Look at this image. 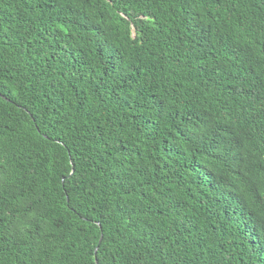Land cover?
Instances as JSON below:
<instances>
[{
	"label": "trees",
	"instance_id": "16d2710c",
	"mask_svg": "<svg viewBox=\"0 0 264 264\" xmlns=\"http://www.w3.org/2000/svg\"><path fill=\"white\" fill-rule=\"evenodd\" d=\"M0 264H264V0H0Z\"/></svg>",
	"mask_w": 264,
	"mask_h": 264
},
{
	"label": "water",
	"instance_id": "95a60500",
	"mask_svg": "<svg viewBox=\"0 0 264 264\" xmlns=\"http://www.w3.org/2000/svg\"><path fill=\"white\" fill-rule=\"evenodd\" d=\"M96 252V251H95Z\"/></svg>",
	"mask_w": 264,
	"mask_h": 264
}]
</instances>
